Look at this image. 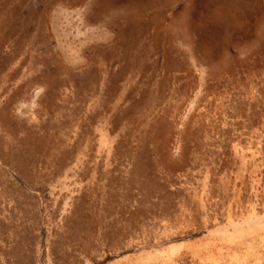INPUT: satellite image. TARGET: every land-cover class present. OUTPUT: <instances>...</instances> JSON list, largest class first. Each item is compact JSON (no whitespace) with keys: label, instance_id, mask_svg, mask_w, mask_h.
<instances>
[{"label":"rangeland","instance_id":"obj_1","mask_svg":"<svg viewBox=\"0 0 264 264\" xmlns=\"http://www.w3.org/2000/svg\"><path fill=\"white\" fill-rule=\"evenodd\" d=\"M0 264H264V0H0Z\"/></svg>","mask_w":264,"mask_h":264}]
</instances>
